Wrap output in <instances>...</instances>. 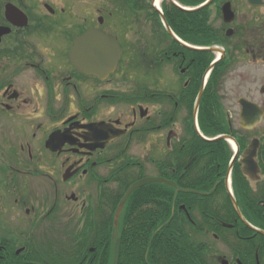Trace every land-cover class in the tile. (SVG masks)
<instances>
[{"label":"flooded vegetation","instance_id":"1","mask_svg":"<svg viewBox=\"0 0 264 264\" xmlns=\"http://www.w3.org/2000/svg\"><path fill=\"white\" fill-rule=\"evenodd\" d=\"M67 2L0 0V208L20 205L35 250L13 248L16 234L0 229V260L39 254L37 226L66 216L85 234L111 221L119 233L122 191L157 177L168 182L161 197L141 198L159 189L148 184L133 201H162L176 223L192 222L197 264H264V0L119 6L130 21L118 25L150 30L142 58L149 55L151 68L173 64L175 90L161 67L146 69L147 84L123 90L118 79L131 48L107 32L104 16L75 21ZM92 29L121 44L108 75L101 62L95 75L71 61L75 39ZM181 42L197 47L194 59ZM122 106L132 115L122 116ZM170 182L197 188V198L173 196ZM45 255L56 264L88 257L74 247Z\"/></svg>","mask_w":264,"mask_h":264},{"label":"trees","instance_id":"2","mask_svg":"<svg viewBox=\"0 0 264 264\" xmlns=\"http://www.w3.org/2000/svg\"><path fill=\"white\" fill-rule=\"evenodd\" d=\"M205 0H197V5ZM132 2V3H131ZM134 0H125L124 6L133 7ZM179 32V31H178ZM186 56L194 59L195 53L186 51ZM190 69L197 71V60H192ZM204 68H206L204 66ZM153 185L149 193L141 198L153 199L161 197L162 185ZM197 187V186H196ZM127 189V188H126ZM124 189L122 193L126 190ZM197 189V188H196ZM176 196L197 198L196 193L180 194L171 190ZM138 193V192H137ZM135 193L127 201L124 213L119 220L120 260L119 264H197V240L190 235L193 223L185 220L178 224L172 218V206L165 205L162 201H133ZM135 202V203H132ZM153 203L154 208H143V204ZM134 207L138 209L135 211ZM109 226V228H108ZM111 223H107L98 234L92 230L90 234L78 232L56 236L54 242L63 248H80V252L88 253V249L95 248V253H88V257H80L72 260V264H113L115 237L111 230ZM72 238L73 246L70 244ZM13 258L6 257L0 260V264H56L45 254H32L31 257L24 254L19 256L12 253ZM46 261V262H44ZM59 264V262L57 263ZM65 264V263H63Z\"/></svg>","mask_w":264,"mask_h":264},{"label":"rangeland","instance_id":"3","mask_svg":"<svg viewBox=\"0 0 264 264\" xmlns=\"http://www.w3.org/2000/svg\"><path fill=\"white\" fill-rule=\"evenodd\" d=\"M67 1H68L67 5L70 6L71 8L70 10H72L75 21L78 20L82 22L84 21V19L90 21V19L95 16L96 17L104 16L105 17L104 26L107 32L109 31L113 33L118 37L119 40H121L124 44L128 45L131 48V55H129V57L126 59L123 65L121 79H118V82L121 83L120 86L123 90L126 89L130 90L137 85L147 84L146 82H149V78L145 75L146 69L147 70L155 69L157 70V73L159 72L161 66L151 68L150 63L148 61L149 55L142 58V55L144 53L148 54V50H146L148 46L145 45L146 44L145 40L151 37L150 30L143 29L140 25H138L139 26L138 29H136L135 25L134 27L131 26L121 27L120 25H118L119 23L123 24L124 21L126 22L130 21L128 15H124V13H119V11L117 10L120 5L122 6L125 0H67ZM98 10H100L101 12ZM108 20H109V24H107ZM136 39H138V42H136L138 44L135 46ZM135 61L138 67L132 68L130 65L133 64L135 66L134 64ZM162 70L163 72L161 74V77L163 79L165 77L166 78L169 77L168 81H169V85L171 86V90L177 89L179 84L177 83V80H175V78L173 77L175 75L173 72V64H171L167 68L163 67ZM161 77L159 76L160 80H162ZM121 114L124 117L131 116L132 112L129 107L122 106ZM126 204L127 201L122 206L119 215L120 214L122 215L124 213ZM8 205L9 206L7 207V210L6 209L2 210L0 208V229H7L8 233L16 234L14 238L17 239V242L14 244L13 248H19L26 243H28L27 246H30L29 238H25V233L28 231V229L31 228L27 224V220H28L27 217L25 216V214L23 215V212L20 211L21 210L20 205L19 206L16 205L13 201H10ZM119 206L117 208V211L119 209ZM17 214L22 215L20 217V220H12L11 217ZM62 218H60L61 222H55V223L43 222L40 223V226H37L38 228L35 231V238L37 242L36 244L40 248V253L47 254L50 253L51 250L54 249V247H63V246H58L54 242L56 236L58 237V235H61L63 237L66 234L69 233L76 234L82 230V227L80 228L76 227V223H75L76 221L74 217L66 216V218L65 217ZM115 218H117V212L115 213ZM71 223L72 225H70ZM112 225H113V221H111L110 229L114 230L112 229ZM18 230L19 231L22 230L24 232V235L18 236L17 235ZM53 230L57 231L58 233L55 232L52 233ZM118 234L119 233L114 232L115 242H117L118 240L117 239L119 237ZM8 240L12 241L14 239L9 238ZM70 244L71 246L74 245V243L72 242V238L70 240ZM32 247L30 246L29 248L30 251L33 252L35 250ZM12 253H14V251ZM88 253L90 252L88 251ZM79 256H82V254H80Z\"/></svg>","mask_w":264,"mask_h":264},{"label":"water","instance_id":"4","mask_svg":"<svg viewBox=\"0 0 264 264\" xmlns=\"http://www.w3.org/2000/svg\"><path fill=\"white\" fill-rule=\"evenodd\" d=\"M167 29L170 32V34L173 35L171 29L169 27H167ZM183 45L187 48L195 49L194 47H190L185 44ZM87 48H90L88 58L87 56H85ZM207 50H215V49L212 48ZM98 56L100 58V61L98 59ZM121 57H122L121 47L119 43L116 41V39L112 35L106 34L101 30H94V29L87 31L85 34L76 38L72 50L70 52L71 61L73 62V64L76 66L77 69H79L82 72L87 71L95 75H99L98 70H99V66L101 68V63L105 65L106 75L114 71ZM195 115L197 116V105L195 109ZM157 182L167 183V181L161 178H145L141 181L134 183L127 190L124 197L122 198L119 209L117 211V216L119 215L120 210L122 209L124 203L127 201L130 195L136 189L146 184L157 183ZM171 184L173 186H176L174 183ZM178 191L193 192L192 190H186V189H178ZM20 252L21 250L17 251V253ZM119 255H120V244L118 242L115 248L114 264L119 263Z\"/></svg>","mask_w":264,"mask_h":264},{"label":"bare ground","instance_id":"5","mask_svg":"<svg viewBox=\"0 0 264 264\" xmlns=\"http://www.w3.org/2000/svg\"><path fill=\"white\" fill-rule=\"evenodd\" d=\"M158 3H159V0H158V2H157V5H158Z\"/></svg>","mask_w":264,"mask_h":264}]
</instances>
